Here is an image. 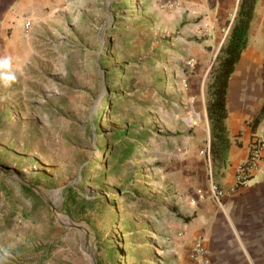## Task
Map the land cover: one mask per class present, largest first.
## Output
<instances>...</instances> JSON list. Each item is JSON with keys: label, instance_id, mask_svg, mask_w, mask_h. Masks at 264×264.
Segmentation results:
<instances>
[{"label": "rangeland", "instance_id": "obj_1", "mask_svg": "<svg viewBox=\"0 0 264 264\" xmlns=\"http://www.w3.org/2000/svg\"><path fill=\"white\" fill-rule=\"evenodd\" d=\"M176 31L137 0H63L12 51L16 80L0 82V264H198L175 160L207 123L211 142L210 122L189 109Z\"/></svg>", "mask_w": 264, "mask_h": 264}, {"label": "crops", "instance_id": "obj_2", "mask_svg": "<svg viewBox=\"0 0 264 264\" xmlns=\"http://www.w3.org/2000/svg\"><path fill=\"white\" fill-rule=\"evenodd\" d=\"M137 2L143 11L155 14L160 25L167 22L173 31L177 30L171 43L178 52L173 64L188 65V88L184 94L189 109L198 122L202 118L207 121L205 82L212 58L226 40L224 27L235 18L240 0ZM62 4L63 0H0V58L11 57L13 50L21 52L27 36L35 35ZM263 109L264 0H256L246 46L226 88L229 147L224 161L212 160L208 123L207 136L185 139L183 154L175 160L185 189L179 194L178 203L190 217L184 219L185 237L193 242L201 240L208 250L204 256L206 264H264V151L247 182L235 183L238 164L247 159L252 142L264 132ZM198 129L203 130L200 126Z\"/></svg>", "mask_w": 264, "mask_h": 264}, {"label": "trees", "instance_id": "obj_3", "mask_svg": "<svg viewBox=\"0 0 264 264\" xmlns=\"http://www.w3.org/2000/svg\"><path fill=\"white\" fill-rule=\"evenodd\" d=\"M255 3L256 0H240L238 12L210 71L206 111L210 122V154L213 161H224L229 147L225 126L226 88L234 65L246 46Z\"/></svg>", "mask_w": 264, "mask_h": 264}, {"label": "built area", "instance_id": "obj_4", "mask_svg": "<svg viewBox=\"0 0 264 264\" xmlns=\"http://www.w3.org/2000/svg\"><path fill=\"white\" fill-rule=\"evenodd\" d=\"M203 27H206L208 24L203 23ZM29 22H26L25 28L28 29ZM264 151V132L256 137L252 142L249 155L247 159L238 164L236 168L235 183L236 185H244L247 180L250 178L252 171L257 169L258 162L261 159V154ZM215 189V187H213ZM206 250L201 244V241H197L192 250V256L198 264H206L204 261V255Z\"/></svg>", "mask_w": 264, "mask_h": 264}, {"label": "clouds", "instance_id": "obj_5", "mask_svg": "<svg viewBox=\"0 0 264 264\" xmlns=\"http://www.w3.org/2000/svg\"><path fill=\"white\" fill-rule=\"evenodd\" d=\"M12 58L3 57L0 58V82H3L4 87H10L16 80V75L11 71Z\"/></svg>", "mask_w": 264, "mask_h": 264}, {"label": "water", "instance_id": "obj_6", "mask_svg": "<svg viewBox=\"0 0 264 264\" xmlns=\"http://www.w3.org/2000/svg\"><path fill=\"white\" fill-rule=\"evenodd\" d=\"M218 52H216V55H217Z\"/></svg>", "mask_w": 264, "mask_h": 264}]
</instances>
